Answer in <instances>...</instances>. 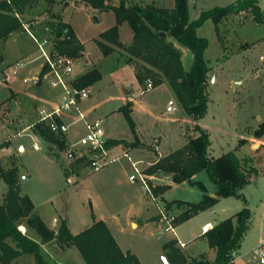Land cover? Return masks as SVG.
<instances>
[{
  "label": "rangeland",
  "instance_id": "1",
  "mask_svg": "<svg viewBox=\"0 0 264 264\" xmlns=\"http://www.w3.org/2000/svg\"><path fill=\"white\" fill-rule=\"evenodd\" d=\"M89 1L61 0L60 7L62 10L64 4L69 2L61 14L65 21L71 23L79 36L87 41V46L83 45L81 56L73 57L75 59L73 75L75 77L78 75L76 84L79 83L81 75L93 68L101 69L103 74L102 79L95 84L83 86L91 94L90 98L81 104L87 118L89 120L101 118L106 135L127 136L130 126L122 110H130L133 118L134 103L129 101V95H132L141 100L142 103L144 102L158 118L156 120L158 129H155L154 134L150 133L145 142H141L140 147L142 145V147H146V150L148 148L153 150L158 147L162 149L161 145L171 143V141L172 146H182L185 143V137L198 133L194 127L199 124L210 133L213 155L219 156L229 151L236 152L241 160L250 165L253 172L251 181L241 191L245 199L221 197L214 207L200 211L182 222H180L181 209H177V207H184L187 210L190 206L186 203H197L202 200L204 194L202 188L198 184L189 182L179 183L172 185L162 197L161 192L157 194L154 191L160 180L153 175H148V183L157 199L162 201L171 212L173 210L178 215L176 225L178 237L187 243L188 251L195 255L207 250L206 238L201 234L202 225L205 222L208 220L220 222L248 206L253 213V218L250 228L242 240L240 251L250 250V257L254 263L261 264L252 249L260 240L264 239V135L258 137L255 134L260 123L264 121V0H259L263 18L261 21H257L253 12L247 9L232 12L225 16L219 22L218 30L212 19L198 29V34L206 37L209 41L205 57L211 67L208 81V109L199 120L194 119L193 116L184 111L177 99L173 98L171 94L173 91L167 83L158 88L153 84V87L148 89L147 80L136 81V77L130 68L136 74L138 70L144 69L143 64L138 61L127 63L128 56L124 53V45L113 46L114 50L109 55H104L98 41H104L101 39L102 33L117 24V16L113 6H118L121 0H105V5L111 6L110 8H102L105 11L94 7ZM132 1L157 6L167 4V0ZM236 1L190 0V18L194 20L199 17L203 10L216 6H226ZM44 17L42 15L38 19H44ZM42 21L40 25H42ZM120 25L119 39L121 37L129 40L134 34L132 28L129 23ZM22 31L23 29L19 30L17 35L13 32L15 35L11 41L17 37L18 43L22 44V47L26 46L24 53L29 52V48H31L39 54L38 47L33 43L29 33H25L26 30L24 33ZM176 45L184 49L179 44L176 43ZM116 59H120L121 65L123 63L122 66H125L123 70L118 71L116 69ZM10 60L9 57L8 63L1 64L0 59V101L2 100L0 103V154L3 152V147H10V152H6L9 153L8 156L0 155V161L3 164L1 166L0 163V167L7 169L12 166L13 161L7 158L10 155L15 159L14 166L18 168L20 173H25L28 176L27 180L20 181L22 192L31 197L37 211L48 223L53 221L55 214L52 209L53 206L59 211H63L68 225L74 232L80 231L83 229L81 227L86 224L85 227L89 226L95 217L101 218L114 213L116 220L115 222L114 220L110 221L111 228L120 247L124 250L131 249L137 253L144 264H164L162 261L163 245L169 239L174 238L175 234L162 231V223L157 215L152 197L147 191L140 189L139 183L135 184L130 181L132 167L126 168L123 165L127 162L131 166L128 159L122 158L97 172L92 171L85 159H69L66 146L63 149L59 148L57 144L40 136L35 129H33L34 133L29 130L25 131L27 125L36 119L37 108L42 104H52L57 99L47 85L28 83L27 93H30V96L25 95L21 101L12 99L9 103L4 102V98L10 95L8 85L10 83L15 85L12 70L9 68L11 66ZM85 60L90 61L91 64ZM183 60L188 63V54L183 53ZM82 69H85L86 72L79 76ZM8 73H10L8 81H5L4 76ZM149 78L153 83V78ZM6 82H9L8 85ZM131 89L133 90L127 91ZM120 96L127 98L119 104ZM17 104L21 105L22 108L19 109ZM169 106H174L176 109L169 111ZM142 115L140 113V117ZM137 117H139L138 112ZM140 121L142 123L147 121L146 117H142ZM177 128H181L180 133L183 135L176 136ZM85 131L82 123L73 125L68 132L71 139H68V142H75L85 134ZM152 135L153 139L158 137L160 142L151 141L150 136ZM61 137L67 142V134ZM108 138L113 140L111 137ZM124 141L127 146L125 148L118 145L115 149L118 150V153L124 150L129 151V145L131 146L136 141L135 136L131 140ZM34 142L40 144L43 149H34ZM22 145L25 146L24 151H21ZM129 153L135 161L139 160L134 153ZM150 153L152 155L153 151ZM142 160L144 162L141 165L146 172V169L151 165L150 163L155 162L156 158L153 156L151 162L148 159ZM68 164L80 166L82 174H88L85 175V178H79L75 174L73 175L75 181L78 179L79 181L71 182L73 178L65 172ZM111 169L114 173L116 172L120 179V192L105 186V188L98 187L100 179L105 180ZM196 179L204 183L207 194L216 195V185L210 180L206 170L201 171ZM7 188L8 185L0 177V199ZM133 190L136 192H131ZM147 205L151 207V213L146 211ZM152 213H155L152 216L155 221H146L144 224H139L138 227L134 225L136 228L132 227L133 219L145 220ZM19 228L26 233L22 225ZM28 233L36 240H41L33 230H29ZM177 245L179 246L178 243ZM42 248L46 258L53 264H68L69 261L73 264H81V258L74 257V255L64 259L62 256L50 255L49 245L46 247L47 250ZM180 248L186 254L184 249ZM78 253L81 257L80 251ZM18 264H36L35 255L27 253Z\"/></svg>",
  "mask_w": 264,
  "mask_h": 264
},
{
  "label": "trees",
  "instance_id": "2",
  "mask_svg": "<svg viewBox=\"0 0 264 264\" xmlns=\"http://www.w3.org/2000/svg\"><path fill=\"white\" fill-rule=\"evenodd\" d=\"M189 1L175 0L174 7L170 8L121 0L118 6H113L117 24L102 33L101 39L104 41L98 43L104 55H109L114 50L113 46L124 45V53L128 56L126 62L138 61L143 64L144 69L136 73L139 82L151 80L149 77H152L154 86L167 83L184 111L199 120L208 109L211 67L205 57L209 41L198 34V29L212 19L218 30V24L225 16L247 9L253 12L257 21L263 18L259 0H237L226 6L203 10L198 18L191 20ZM89 2L96 8L111 7L105 5V0ZM54 3L55 0H12L11 3L0 0V42L6 41L15 31L26 30L23 24H28L33 34L39 39H48L58 53L80 57L83 44L72 26L53 10ZM42 15L45 16L42 25L41 22L34 25V21ZM123 22H128L134 33L133 40L128 44L119 40V25ZM185 52L189 56L188 63L183 60ZM102 77L101 69L93 68L81 75L76 85H93ZM122 113L135 134L136 123L131 111L123 109ZM37 128L40 136L57 144L59 148L66 146L62 137L51 132L48 127L38 124ZM194 129L198 133L189 136L186 145L160 158L146 169L148 174L171 175L172 181L177 184L185 181L198 184L205 192L199 202L186 203L190 208L181 214L180 222L214 207L221 197L245 199L241 191L251 181L253 173L250 165L233 151L213 156L210 133L199 124ZM255 134L258 137L264 135V121ZM135 138L132 147L140 144L136 134ZM120 142L122 141L108 140V146L118 145ZM203 170L207 171L210 180L216 185V196L207 194L203 182L192 180L194 175ZM0 177L8 185L4 201L0 203V264H13L18 257L27 253L35 255L36 264H53L46 258L42 244L55 240L62 245L76 246L86 264H142L136 254L124 252L120 248L103 220L95 221L77 234L71 232L64 220L58 232L52 230L34 212L32 199L27 194H21L18 168L0 167ZM170 187L169 184L160 185L154 191L158 194ZM252 218L251 209L245 206L206 232L210 247L216 250L214 261H210L205 253L199 258L188 259L177 245V240L164 243V254L171 264H231L250 228ZM22 224L28 230H33L41 240H36L28 231L22 232L19 228Z\"/></svg>",
  "mask_w": 264,
  "mask_h": 264
},
{
  "label": "built area",
  "instance_id": "3",
  "mask_svg": "<svg viewBox=\"0 0 264 264\" xmlns=\"http://www.w3.org/2000/svg\"><path fill=\"white\" fill-rule=\"evenodd\" d=\"M11 3L12 0H4ZM33 41L36 43L39 55L30 60L21 59L11 65L12 74L21 76L25 83H34L47 85L56 95V102L52 104H42L37 108V119L31 123L27 129L37 130V125L46 126L48 129L60 136L66 135L70 127L77 123H83L85 134L79 137L75 142H66L67 156L71 160L85 159L87 165L93 170L98 171L105 166L118 162L122 158H127L132 167L130 181L139 182L145 191H147L156 201L159 220L162 223V231L172 232L175 235L178 215L171 212L162 201L158 200L148 183V174L141 167L142 161H135L128 151L121 153L115 152L108 146V138L100 119L89 120L82 109V102L90 98V91L87 88L76 85L74 73V58L69 55L58 53L48 39H39L33 34L28 24H23ZM38 67L32 73L26 69L31 64ZM67 78H70L69 80ZM148 89L153 87L151 80H147ZM176 107L169 106L168 110H174ZM33 147L41 149L37 142ZM27 175H21L25 179ZM208 227H205V231ZM180 247L185 248V242L178 240ZM253 252L259 258L260 263L264 264V240L260 241Z\"/></svg>",
  "mask_w": 264,
  "mask_h": 264
},
{
  "label": "crops",
  "instance_id": "4",
  "mask_svg": "<svg viewBox=\"0 0 264 264\" xmlns=\"http://www.w3.org/2000/svg\"><path fill=\"white\" fill-rule=\"evenodd\" d=\"M69 4V2H66L65 4H64V8L61 10V0H55V3L53 4V10L55 11V12H57V13H59L61 16H62V11L65 9V7H66V5H68ZM138 3H140V2H138ZM143 4V3H142ZM174 5H175V0H167V4L165 5V6H159V7H170V8H172V7H174ZM61 10V11H60ZM102 11H105V9H101ZM108 10V9H107ZM62 19H63V21L64 22H66V23H69V22H67V21H65L64 20V18H63V16H62ZM41 21L43 20V19H40ZM39 19L38 20H35L34 21V24H38V23H40L41 21H40ZM124 23H128V22H123L121 25H124ZM70 25H71V23H69ZM120 25V26H121ZM72 26V25H71ZM72 28L74 29V31H75V33H76V35H77V37H78V39L81 41V43L84 45V46H87V41H85V40H83L80 36H79V34H78V32L75 30V28L72 26ZM24 31L25 30H23L22 32L24 33ZM27 31H25V33H26ZM133 32V31H132ZM14 33H16V35L17 34H19V32L18 31H15ZM28 34V33H27ZM13 35H15V34H11V36L6 40V41H4V42H0V59H1V64H4V63H8V60H9V57H10V62L9 63H11L10 65H12L13 63H15L16 61H18V60H21V59H26V60H30V59H34V58H36L39 54H37L35 51H33L31 48H29V52H25L24 53V51L26 50V46H24V47H22L21 45H20V43H18V39H17V37L13 40V41H11L12 40V38H13ZM29 35V34H28ZM120 35V34H119ZM134 36V34H132V36H131V38L129 39V40H127V39H122L121 37H120V41L121 42H123V43H130L132 40H133V37ZM33 43H35V42H33ZM36 44V43H35ZM18 53H21L20 55H17ZM186 53V52H185ZM187 54V53H186ZM117 60V66H116V69L118 70V71H121V70H123V68H125V66H122L123 65V63H122V65H121V61H120V59H116ZM86 62H87V60H85ZM87 63H90L91 64V62L89 61V62H87ZM36 66L38 67V65H36L35 63L34 64H31L30 65V67L28 68V69H26V71H25V73H24V75H26L27 74V72H29V74L30 73H32L33 72V70H34V68L36 69ZM11 66H9V68H10ZM127 67H129L130 68V66H128L127 65ZM11 69V68H10ZM130 71L135 75V77H136V81H138L139 82V80L137 79V76H136V74H135V72H134V70L133 69H131L130 68ZM84 72H86V70L85 69H82V71L81 72H79V76H80V74H82V73H84ZM10 73H8V74H6L5 76H4V78L6 79L5 81H8V75H9ZM13 75V74H12ZM14 76V80H13V83L15 84V85H12L11 83H10V85H8V83L6 82V84L9 86V89H10V95L9 96H7L6 98H4V102H6V103H9L12 99H18V100H23L24 99V96L25 95H27V96H30V93H27L28 92V85L27 84H25L20 78H19V76H15V75H13ZM76 78H78V75L76 76ZM3 84H5V83H3ZM164 85H166V83H163V84H161V85H159V86H157V88L158 87H161V86H164ZM27 90V91H26ZM133 89H131V90H127L128 92L129 91H132ZM53 92V91H52ZM171 94H172V96H173V98H176L174 95H173V93L171 92ZM120 98V100H119V104L121 103V102H123V100H125V98H127V97H125V96H120L119 97ZM2 101V100H1ZM1 101H0V103H1ZM129 101H131V102H133L134 103V108H133V111H132V114H133V119H134V121H135V123H136V132H135V134H136V137H137V139L140 141V144H141V142L143 143V142H145V140H146V137L147 136H149V134L150 133H153L154 131H155V129L157 128V122H156V120H158V118H157V116H155L154 115V112L153 111H151L149 108H148V106L143 102L142 103V101L141 100H139L137 97H134V96H132V95H129ZM17 102V101H16ZM172 103H173V101H172ZM18 105V107H19V109H21L22 108V106L21 105H19V104H17ZM119 112V111H118ZM137 112H138V115H139V117H137ZM140 113H142L143 115H142V117L144 118V117H146V120L147 121H145V122H141L140 121V119L142 118V117H140ZM36 119H37V113H36ZM35 119V120H36ZM97 119H101V118H97ZM34 120V121H35ZM33 121V122H34ZM33 122H31V123H33ZM78 124V123H77ZM83 124V123H82ZM30 124H28L27 125V127L29 126ZM83 126H84V124H83ZM85 127V126H84ZM158 129V128H157ZM27 130H29V131H31L32 133H34L33 131V129L31 128V129H27ZM176 136H179L181 133V128H177L176 129ZM135 134L133 133V131L131 130V128H130V131H129V133L127 134V136H125V137H123V136H121V137H119V136H113V135H111V134H109V135H106V136H108V137H111V138H113V140H120V141H122V142H120L118 145H121V146H123V147H125L126 148V146L127 145H125L124 144V140H131V138L132 137H134L135 136ZM154 134V133H153ZM29 135H32V134H29ZM181 135H183V134H181ZM107 137V138H108ZM188 137L189 136H187V137H185L186 138V140H185V143L182 145V146H172L171 145V143H172V141H171V143L169 142V143H164L163 144V146L161 145V148L162 149H159V147L156 149H153V150H151L150 148H148L147 150H146V147H142V145H141V147L139 146V145H137V146H135V147H132V146H130L129 145V151L128 152H132V153H134L136 156H138L137 158H139V160L138 161H142V163L144 162L142 159H148V161L149 162H151L150 160L152 159V157L154 156L155 158H156V161H158L160 158H162V157H165V156H167V155H169V154H171L172 152H174V151H176L177 149H179V148H182L184 145H186L187 144V142H188ZM71 140L70 138H69V136H68V134H67V142L69 141V140ZM148 139V138H147ZM150 139H151V141H154L155 143H159L160 141H159V138L158 137H155V139H153V135L152 136H150ZM108 140H110L109 138H108ZM135 140H136V138H135ZM148 141V140H147ZM46 143V142H45ZM65 143H66V141H65ZM148 143L149 144H151L149 141H148ZM47 145H48V143H46ZM118 145H112V146H110L112 149H114V151H116L115 149H117V146ZM125 145V146H124ZM157 145V144H156ZM10 146H12V145H10ZM39 146H40V144H39ZM41 147V146H40ZM211 147H212V145H211ZM141 148H143V149H141ZM35 149V148H34ZM43 148L41 147V149H39V150H42ZM25 150V146H21V151H24ZM37 150V149H36ZM2 153L0 154V155H3V156H8L9 155V153L7 154L6 152H10V147H7L6 148V146L5 147H3L2 148ZM118 151V150H117ZM116 151V152H117ZM153 151V154L152 155H150L151 153L150 152H152ZM119 152H121V151H119ZM234 152V151H233ZM49 153V152H48ZM212 153V152H211ZM236 153V152H235ZM50 154V153H49ZM237 154V153H236ZM52 155V154H51ZM212 155H213V153H212ZM222 155V154H221ZM221 155H219V156H221ZM13 156V155H12ZM56 156V155H55ZM213 156H215V155H213ZM237 156L240 158V156L237 154ZM215 157H218V156H215ZM7 158H9L10 159V161H13V164H12V166H10V167H8V168H12V167H15L14 166V164L16 163L15 162V159L13 158V157H11V155H10V157H7ZM7 158H6V161H7ZM78 160H80V159H78ZM9 161V162H10ZM155 161V162H156ZM152 162H154V161H152ZM150 163V164H153V163ZM154 162V163H155ZM0 163H1V166H3V164H2V162L0 161ZM115 163V162H114ZM141 163V164H142ZM112 164V163H111ZM140 164V165H141ZM126 168H129V167H131L130 165H129V163H124L123 164ZM108 166V165H107ZM107 166H105V167H107ZM89 167V166H88ZM141 167H142V165H141ZM90 168V167H89ZM91 169V168H90ZM92 170V169H91ZM101 170V169H100ZM93 171V170H92ZM99 171V170H98ZM65 172H66V174L67 175H69V176H71L73 179H71V182H78L79 181V179L78 180H76L75 181V178L73 177V175H77L79 178H85L86 176V174H88V173H85V174H82V171H81V169H80V166H76V165H74V164H72V165H70V164H68L67 165V167H66V170H65ZM97 172V171H96ZM200 173V172H199ZM199 173H197L196 175H194L193 176V178H192V180L193 181H198L196 178H197V176H198V174ZM23 174H25V173H20L19 171H18V175H19V184H20V181L21 180H27L28 179V176L25 178V179H21V175H23ZM148 174V173H147ZM25 175H27V174H25ZM110 175V176H109ZM109 175L106 177V179L105 180H102V179H100V184L98 185V187H107L108 189L110 188V189H115V190H117V192H120L119 191V187H120V179H119V177H118V175L116 174V172L114 173L113 171H112V169L110 170V172H109ZM148 175H150V176H154V177H156L157 179H159L160 180V183H159V185L158 186H160V185H167V184H169V185H175V184H177V183H174L173 181H172V177H171V175H165V174H162V173H152V174H148ZM185 182H188V181H185ZM133 183V182H132ZM136 183H139V182H136ZM135 183V184H136ZM182 183H184V182H182ZM190 183V182H189ZM140 184V183H139ZM21 185V184H20ZM21 187V186H20ZM104 187V188H105ZM140 189L142 190V191H145L144 190V188L142 187V185L140 184ZM7 190H8V188L4 191V193L2 194V198L0 199V203H3V201H4V196H5V194H6V192H7ZM122 191V190H121ZM131 192H133V193H135L136 191L135 190H133V191H131ZM204 192V191H203ZM216 192H217V187H216ZM162 194H161V196L163 197L164 196V192H161ZM205 193V192H204ZM21 194L22 195H25L23 192H22V190H21ZM159 194V193H158ZM28 195V194H27ZM155 195V194H154ZM29 196V195H28ZM151 196V195H150ZM203 196H204V194H203ZM216 196V195H215ZM30 197V196H29ZM152 197V196H151ZM31 198V197H30ZM153 199V198H152ZM33 201V200H32ZM153 201L155 202V206H156V201L153 199ZM33 203H34V201H33ZM34 205H35V203H34ZM52 209L54 210V212H55V214H54V216H53V221L52 222H47V221H45L44 220V217L42 216V214H40L38 211H37V208H36V205H35V209H34V212L36 213V214H38V215H40V217L44 220V222L47 224V226L49 227V228H51L52 230H54V231H56V232H58V230H59V228H60V226H61V223H62V221L64 220V221H66V223H67V219L64 217V214H63V211L61 210V211H59L56 207H52ZM177 209H181V211H180V213L182 214L183 212H185L186 211V209L184 208V207H177ZM146 211L148 212V213H151V211H152V209H151V207L150 206H146ZM156 212H157V215H158V210H157V208H156ZM172 212H173V210H172ZM174 213V212H173ZM155 213H152L151 215L149 214V217L148 218H146L145 220H143V219H141V218H137L138 220H135V219H133L132 220V222H131V225H132V227H134V225H136V227H138L139 226V224H144L146 221H155V220H153L152 219V216L154 215ZM175 214V213H174ZM180 214V215H181ZM159 216V215H158ZM116 217H115V214L114 213H110L108 216H104V217H101V218H94V220L92 221V223L89 225V226H91L95 221H98V220H103V221H105V223L107 224V226L109 227V229H110V231L112 232V234H113V236L115 237V239H116V236H115V234H114V232H113V230H112V228H111V222L110 221H113L114 220V222H115V219ZM216 223H218V222H213V221H211V220H208L207 222H205L203 225H202V231H201V234L203 235V236H205V238H206V244H207V250H204V251H202V252H199L197 255H195V254H192L190 251H188V245H187V243H186V247L185 248H183L184 249V251L186 252V254L188 255H186L185 253V255L188 257V259H192V258H199L203 253H205L206 255H207V257H208V259L210 260V261H214L215 260V258H216V250L214 249V248H211L210 247V245H209V242H208V239H207V237H206V232H208L211 228H213V226L216 224ZM67 225H68V223H67ZM87 225V224H86ZM86 225H84L83 227H81V228H83V229H81L80 231H77V232H74L73 231V229H71V227L68 225V227H69V229L71 230V232L72 233H74V234H77V233H79V232H81V231H83L84 229H86V228H88L89 226H87V227H85ZM22 226L25 228V230H26V232L27 231H29L28 230V227L25 225V224H22ZM136 227H134V228H136ZM205 227H208V230L207 231H205ZM177 233V232H176ZM244 239V238H243ZM169 240H177V243H178V240H180V241H182L179 237H178V234H176L175 235V237L174 238H171V239H169ZM168 240V241H169ZM262 240H264V239H262ZM262 240H260V241H262ZM117 241V240H116ZM259 241V242H260ZM184 242V241H183ZM258 242V243H259ZM257 243V244H258ZM119 244V243H118ZM256 244V245H257ZM47 245H49V247H50V255H58V256H62L64 259H67V258H69L70 256H73L74 255V257H77V258H81V264H86V262H85V260H84V258H83V256H82V254H81V252H80V254H81V257H80V255H79V249L76 247V246H66V245H62L61 243H59V242H57L56 240L55 241H51V242H47V243H45V244H42V247H44V248H46L47 247ZM255 245V246H256ZM120 246V245H119ZM254 246V247H255ZM241 247H242V243H241ZM241 247H240V249H241ZM253 247V248H254ZM124 252H127V251H130V252H132V253H134V254H136L137 256H138V258L140 259V261H141V263L142 264H144L143 263V261H142V259L139 257V255L137 254V253H135L134 251H132L131 249H126V250H124L122 247H120ZM240 249H239V251L237 252V254L235 255V257H234V259H233V261L231 262V264H255L254 263V261L251 259V257H250V250H246V251H240ZM46 250H47V248H46ZM252 251H253V249H252ZM164 254V253H163ZM24 255H26V254H23V255H21L20 257H18L14 262H13V264H18V262L20 261V259L24 256ZM64 259H62V260H64ZM68 264H73L72 262H70L69 261V263Z\"/></svg>",
  "mask_w": 264,
  "mask_h": 264
},
{
  "label": "water",
  "instance_id": "5",
  "mask_svg": "<svg viewBox=\"0 0 264 264\" xmlns=\"http://www.w3.org/2000/svg\"><path fill=\"white\" fill-rule=\"evenodd\" d=\"M68 4V3H67ZM162 261L164 264H171L170 261L168 260L167 256L165 254L162 255Z\"/></svg>",
  "mask_w": 264,
  "mask_h": 264
},
{
  "label": "bare ground",
  "instance_id": "6",
  "mask_svg": "<svg viewBox=\"0 0 264 264\" xmlns=\"http://www.w3.org/2000/svg\"><path fill=\"white\" fill-rule=\"evenodd\" d=\"M24 228V227H23ZM21 229V228H20Z\"/></svg>",
  "mask_w": 264,
  "mask_h": 264
}]
</instances>
